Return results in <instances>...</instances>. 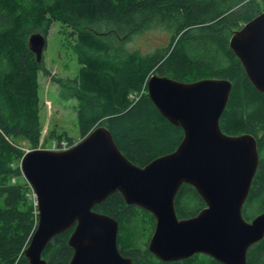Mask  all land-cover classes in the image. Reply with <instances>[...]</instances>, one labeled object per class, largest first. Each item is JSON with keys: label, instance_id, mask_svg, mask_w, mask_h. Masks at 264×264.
I'll use <instances>...</instances> for the list:
<instances>
[{"label": "trees", "instance_id": "trees-1", "mask_svg": "<svg viewBox=\"0 0 264 264\" xmlns=\"http://www.w3.org/2000/svg\"><path fill=\"white\" fill-rule=\"evenodd\" d=\"M262 12L264 0H0V264H29L24 251L38 225L35 198L28 196L33 190L19 166L25 146L35 150L42 134L44 62L38 63L30 51L29 38L40 32L48 39L55 23L61 24L81 65L76 78H55L60 97L75 101L81 138L105 125L124 156L141 167L175 151L184 136L149 98L152 75L180 82L232 81L220 126L227 135L252 134L258 139L260 162L243 215L250 221L263 213L264 94L252 85L230 47L232 34ZM154 30L170 35L166 47L146 54L126 48L134 37ZM175 207L178 217L185 219L196 216L205 204L193 187L183 185ZM94 210L119 221V250L133 264H220L205 255L170 263L157 260L148 250L154 216L128 206L120 193ZM138 211L146 217L141 229L153 222L147 248L124 250L125 219ZM73 230L49 243L43 252L48 264H70ZM137 230L128 227L133 237ZM247 264H264V239L249 250Z\"/></svg>", "mask_w": 264, "mask_h": 264}, {"label": "water", "instance_id": "water-1", "mask_svg": "<svg viewBox=\"0 0 264 264\" xmlns=\"http://www.w3.org/2000/svg\"><path fill=\"white\" fill-rule=\"evenodd\" d=\"M47 45L42 33L30 36L38 63ZM230 47L264 94V12L232 34ZM232 90L228 79L180 82L152 75L149 98L184 136L175 151L144 167L124 156L105 125L66 150H28L20 169L38 209V225L24 251L29 264H48L43 252L72 228L70 264H133L119 250V221L94 210L115 193L156 219L148 250L157 260L205 255L220 264H247L249 250L264 239V212L250 221L243 215L260 155L254 135L231 136L221 129ZM183 185L193 187L205 207L180 219L175 200Z\"/></svg>", "mask_w": 264, "mask_h": 264}, {"label": "rangeland", "instance_id": "rangeland-1", "mask_svg": "<svg viewBox=\"0 0 264 264\" xmlns=\"http://www.w3.org/2000/svg\"><path fill=\"white\" fill-rule=\"evenodd\" d=\"M47 40L48 45L43 55L44 70L40 74L42 134L39 144L35 147L36 149L49 150L60 149L61 147L71 148L82 140L77 126L75 101L64 100L60 97V89L55 78L74 79L78 76L81 65L73 51L72 43L61 33V24H54ZM169 41L170 35L167 32L154 30L143 36L134 37L126 44V48L146 54L155 51L157 48L166 47ZM59 138L63 140L59 141ZM67 140L72 141L73 145L69 144ZM23 142L20 139L19 143ZM25 147L24 152L26 153L30 147ZM22 177L24 178L23 174ZM14 182L16 180H13ZM25 182L27 183L26 180ZM28 196L35 198L34 192ZM145 219V215L140 211L136 212L134 218L125 219V229L122 231V243L123 245L126 244L124 250L131 247L143 250L147 248L150 227L153 222H146V227L141 229L140 223ZM133 226L138 228L136 237L131 236L128 231V227Z\"/></svg>", "mask_w": 264, "mask_h": 264}, {"label": "built area", "instance_id": "built-area-1", "mask_svg": "<svg viewBox=\"0 0 264 264\" xmlns=\"http://www.w3.org/2000/svg\"><path fill=\"white\" fill-rule=\"evenodd\" d=\"M66 149H69V148H66V147H65V148H62V147H61L60 149H55V150H57V151H62V150H66ZM35 199H36V198H35ZM36 206H37V203H36Z\"/></svg>", "mask_w": 264, "mask_h": 264}, {"label": "flooded vegetation", "instance_id": "flooded-vegetation-1", "mask_svg": "<svg viewBox=\"0 0 264 264\" xmlns=\"http://www.w3.org/2000/svg\"><path fill=\"white\" fill-rule=\"evenodd\" d=\"M256 137V136H255ZM256 139H257V137H256ZM257 141H258V139H257ZM258 149H259V146H258ZM260 155V154H259ZM155 225H156V219H155V223H154V229H155ZM154 232V231H153ZM153 235V234H152ZM151 239V238H150Z\"/></svg>", "mask_w": 264, "mask_h": 264}]
</instances>
